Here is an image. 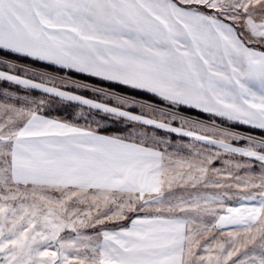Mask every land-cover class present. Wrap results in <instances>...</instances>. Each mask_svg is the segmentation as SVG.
<instances>
[{
  "label": "snow or ice",
  "instance_id": "snow-or-ice-1",
  "mask_svg": "<svg viewBox=\"0 0 264 264\" xmlns=\"http://www.w3.org/2000/svg\"><path fill=\"white\" fill-rule=\"evenodd\" d=\"M0 264H264V0H0Z\"/></svg>",
  "mask_w": 264,
  "mask_h": 264
}]
</instances>
